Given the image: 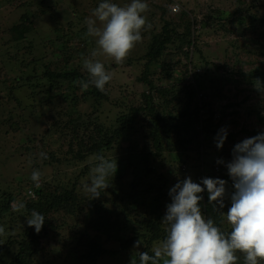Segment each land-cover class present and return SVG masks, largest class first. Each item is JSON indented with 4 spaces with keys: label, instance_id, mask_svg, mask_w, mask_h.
Returning a JSON list of instances; mask_svg holds the SVG:
<instances>
[{
    "label": "rangeland",
    "instance_id": "obj_1",
    "mask_svg": "<svg viewBox=\"0 0 264 264\" xmlns=\"http://www.w3.org/2000/svg\"><path fill=\"white\" fill-rule=\"evenodd\" d=\"M36 1L0 0V205L6 208V211H0V226L5 228V233L0 235L3 240L6 237L19 239L26 234L27 228H30L25 217L28 215L24 210L14 211L13 205L36 199L31 188L34 184L30 179L34 169L41 171V186H43L41 189L49 196V193L53 195L70 188L72 180L74 181L77 175L80 176V181H84V177L90 178L91 171L83 176L85 172L82 173L81 170L96 155L93 154L83 161H79L73 155L74 151L65 155L67 144L64 141L70 137L67 129L58 133L47 129L50 124L54 125L57 111L64 112L67 104L61 101L58 92L47 94L48 85L42 76L44 69L39 68L34 60L44 56L42 60L44 64L55 63L58 58L55 52L57 49L54 44L50 45V40L56 36L63 39L65 36L71 37L69 48L82 46V41L78 40L76 35L86 34V20L91 17L92 10L101 0H44L42 5H37ZM113 2L125 6L129 0H113ZM147 2L149 9L145 15L151 27L142 32V41L136 44L123 63L117 64L112 57L101 53L95 39L87 36L90 53L77 62L79 70L87 77L83 61L89 58L98 59L113 73V79L106 85L107 100H102L95 107L87 101L89 108H82V113L85 112L83 116L86 117L90 115L88 111H93L98 121L111 125L124 108L143 104L141 94L146 91L158 95L155 102L162 99L167 102L169 96L182 89L184 78L193 72L192 67L199 64V70L197 68L195 70L205 71V67L214 70L212 75L215 83L223 88L222 96L215 101L214 108L217 113L214 114L213 119L222 117V126H227L231 137L222 149H218L215 144L212 149L204 142L205 138L203 140L199 135L204 144L199 140L198 152H196L197 145L189 146L185 151L179 140L186 137L177 134L179 131H184L185 126L175 124L177 128L162 127L161 143L165 146V150L158 153L154 162V171L138 178L139 187H146L150 182L145 195H141V200H145L146 203L151 202L160 191L165 196L169 195V189L177 180L186 176H191L194 181H199L202 177H220L222 168L227 174V169L216 161L218 158L231 159L233 147H229L230 141L234 138L235 141L240 142L246 137L254 136L253 130L264 131V117L259 119V115L264 116V80L255 83L233 81L241 78L239 72L248 73L253 70L257 73L264 72V0H147ZM175 5H178L177 10L173 9ZM240 5L247 10L230 16ZM41 9H45L43 13ZM26 11L30 15L34 13L33 32L26 41L18 43L21 53H24L20 55L11 47L15 42L11 27ZM249 15L255 19L252 27ZM77 18L79 20L76 23ZM70 19L75 25L68 26L67 21ZM164 20L169 21L170 29L174 27L178 32L186 33L185 27L189 25L188 33L192 41L189 45L179 47L180 40L173 29L170 34L172 42L163 46L157 58L148 64L145 54L152 45V36L162 31ZM207 21L210 24H207ZM29 42H31L30 46ZM93 51L98 53L95 57H92ZM187 64L190 73L186 77L185 73L183 74L186 68L182 66ZM150 83L152 85H149ZM74 84L79 86L78 81ZM153 86L154 88L150 89ZM80 92L81 90L77 91L79 94ZM182 95L174 96L170 105L167 102L170 113L177 115L179 110H182L180 108L184 104ZM50 97L49 104L47 101L43 102ZM80 104L82 106V103ZM208 111L207 108L199 111L198 124L195 125L198 132L206 124ZM65 117L63 114L62 118ZM154 117L152 120L139 115L128 135L115 139L110 148L104 151L106 157L117 159V174H122L121 170L125 165L130 164L131 159L138 162L140 154L157 152L153 147L152 131L161 122V118L155 114ZM17 120H21L20 130H16ZM35 124L37 127L41 126L39 133H35ZM91 130L92 128L81 130V135H84L86 140L88 136L93 139L96 131ZM164 134L170 137L164 138ZM73 146H76L75 141ZM41 152H46L48 158H40ZM206 159L212 165L211 168L202 165ZM117 174L113 178L109 177L111 184L107 191L103 190L102 197L108 200V209H111V213L104 214L102 219L113 220L118 217L120 222L118 225L128 233L134 223L133 220H137L136 217L139 220L144 217L154 219L155 216L150 215V209L145 204L137 205L135 202L127 204L130 198L127 200L125 194L132 190L131 183L134 181L132 169L129 168L124 178H117ZM160 176L166 177L168 182L165 184L158 182ZM227 178L231 185L228 175ZM48 182L49 185L45 186ZM83 183L77 185L75 192L79 198L75 201V212L67 211L68 204H66L47 214V217L54 219L55 230L50 232V239L42 240L43 244L46 242L47 247L46 262L73 264L75 252L71 249L77 239H82L85 231L91 237H99L102 246L108 250L99 259L98 264H118L120 259L123 260V253H114L118 248V241L104 234L101 229L96 230L90 225L93 220L101 222L102 219L98 215H94L93 218L89 216L88 207L93 204L90 201L89 206L87 205L89 194L84 191ZM117 184L122 185L124 189L120 190ZM125 185L128 186L126 189ZM161 185L163 187H160ZM110 188L113 194H108ZM12 192L15 193V201L11 204V210L4 197H8ZM68 201L72 202L70 198ZM162 210L165 214L166 207ZM217 211L221 213L223 219L222 224L218 226L225 231L230 230V224L226 220L227 209ZM114 222L116 223L117 220ZM93 223L96 224V221ZM167 227L165 223L164 228ZM50 229L52 228H48ZM158 243L159 241L155 242V245ZM237 256L239 257L237 264H244L243 253L238 252Z\"/></svg>",
    "mask_w": 264,
    "mask_h": 264
},
{
    "label": "trees",
    "instance_id": "obj_2",
    "mask_svg": "<svg viewBox=\"0 0 264 264\" xmlns=\"http://www.w3.org/2000/svg\"><path fill=\"white\" fill-rule=\"evenodd\" d=\"M43 2L44 0L36 1L37 5H42ZM44 10L45 9H41V13H43ZM246 10L247 8H244L242 5H240L230 14V16H235L236 14L240 12H245ZM24 13L21 16L20 20L17 21V23L12 25L11 27V31L15 35V38H12L13 41H15L14 46L13 44H11V47H13L15 49V52L20 55H23L24 53H21V47L18 43L26 41L30 34H32L33 32L32 25L34 13L32 12L31 15L28 13V11ZM249 17L251 19L250 23L252 27L255 19L252 18L250 15ZM78 20L79 18H77L76 23L78 22ZM67 23L68 26L75 25L72 19L67 21ZM163 23L164 24L162 27V31L160 33H155V35L152 36V45L150 46L147 54H145L148 59V64L150 62H153L154 59L157 58L158 54L160 53V49L163 46L172 42L170 34L176 28L171 27L174 30L170 29V23L168 20H164ZM207 24L210 23L207 21ZM68 26L66 25V27ZM185 28L186 33L178 32V30H175L177 33L176 36H178V39L180 40L179 47H182L183 45H189L192 41L191 38H189L188 33L190 30L189 25H186ZM55 32H57V30H55ZM76 37L78 40L82 41L83 47L77 45L72 48H69L71 41V37L69 36H65L64 39L63 37L56 36L54 39L50 40V45L52 46L54 44L57 49L55 52L58 58L55 60L54 64H44L42 62L44 56L38 57L34 60L39 68L41 67L42 69H44L42 72V76L44 77L48 85L46 89L47 94L52 93L53 91H55L56 93L58 92L59 97L62 98L61 101H64L67 104L64 112L62 110L57 111V117H55V120L53 121L55 122L54 125L50 124L49 126H47V129H51L53 133H58L59 131H65L67 129V133H69L68 135L70 137L68 140L64 141L65 144H67V150L64 152L65 155L74 151L73 155L79 161H83L87 157L92 156L93 154L104 155V151L110 148L115 139L117 140L118 138H121L124 135H128V132L132 129V126L139 115H142L144 116V118H149L152 120H154L155 118L154 114L159 115L161 118V122L152 131L153 147L156 148L157 152H144L140 154V157H138V162H135L131 159L130 164H128L127 166L125 165V168L121 170V175L116 173L117 178H124L125 174L129 171V168L132 169L134 181L131 183L132 190L130 189V192L125 194L127 200L130 198L127 204H130L131 202H135L137 203V205L145 204L150 209V215H154L155 218L150 219L144 217L143 219L138 220V217H136L137 220H133L134 223H132L133 225L130 227V231L126 233L125 229L122 226L118 225L120 224V222H118V217L117 219L113 220L102 219V216L104 214L111 213V209H108V200L102 197V194L99 198L91 199V195L88 193L89 201L87 202V205L89 206L90 201L93 204L92 206L88 207L89 216L93 218L94 215H98L102 219L101 222H99L100 220H93V222L96 221V224L92 222L90 225L93 226V228L96 230L101 229L104 234H108L109 237H114L118 241V248L114 250V253H123V260L118 259V264H139V253L142 251H146L149 252V254H152V249L153 246H155V242H161L166 236L167 228H164L165 223L162 222V218L164 216L162 209L166 207L170 200V197L169 195L165 196L162 191H160L151 202L146 203L145 200H141V195H145V192L148 190L150 182L146 187H139L140 182L138 180L139 177H145V175H148V173L154 171V162L156 157L159 155L158 153L163 152L165 150V146L161 143V136L163 135V132H161L162 127H164V129H166L167 126H170L167 127L169 129H171V127L177 128L175 124L179 126H185L184 131H179L177 133L182 134L184 137H186L179 140V143H181V147L185 151H187V147L197 145L196 152H198V145H200L199 143L201 141L203 143L204 138V142L207 144V146L213 149V144H215L214 137L218 130L222 127V117H219L217 120L213 119L214 114L217 113L214 107L215 101L220 98L223 94V88L222 86L216 85L214 75H212V72H214V70L211 71V69L205 67V71L198 72V68L200 67V65L197 64L194 66V68L192 67L193 72L187 77V75L190 73V71L188 70V64L187 66L183 65L182 67L186 68L183 74L185 73L187 77L184 78V85L182 86V89L179 92L174 93L173 95L169 96V98H167V102L170 105L173 101L174 96L183 94L181 96V99L183 100L184 104L180 106L182 110H179L177 115L172 114L168 111V103L164 99L160 100L159 102H155V98H157L158 95H154L146 91V93L143 92L141 94L143 98V104H140L138 106H131L130 108H124L122 112L117 115L113 124L106 125L103 121H98V118L94 117L93 111H88L90 115L86 117L83 116V113L85 112L82 113V108H89V105L86 103L87 101L90 103L91 106L95 107V105L100 104L102 100H107V95L105 94V91L101 92L97 90L94 86H90L87 90H82L80 83L79 86L74 84L75 81H86L89 78V74L87 72V77L81 73L77 63L80 59L84 58L87 53H90V45L88 43V38L86 34H78L76 35ZM30 45L31 42H29V46ZM20 61H22V59ZM195 68H197L198 70L196 71ZM146 69L148 70V67ZM143 74L145 75L144 72ZM238 75L241 78L239 80H233L236 83H255L264 80V72L257 73L255 72V70L250 71L248 73L239 72ZM262 77L263 79H261ZM143 79H145L144 76ZM149 85L152 84L150 83ZM153 88L154 86L150 89ZM79 90H81L80 94L77 93V91ZM199 100L201 101V103H199ZM45 101H47V104H49V101H51V97L49 99L43 100V102ZM80 103H82V106ZM203 108H207L209 110V114L208 117L205 119L206 124H204L202 126V130L198 132L195 128V125L198 124L199 111ZM63 114L66 116L65 118H62ZM263 117L264 116L259 115V119H262ZM15 125L17 126L16 130H20L21 120H17L15 122ZM14 127L15 126L13 125V128ZM34 127L35 133H39L41 126L37 127V124H35ZM89 128H92L91 131H96V136L93 139L92 137L88 136V139L86 140L84 135H81V130L84 131L88 130ZM260 131L261 130H253V133L254 135H256ZM199 135L200 137L202 136L203 140H200ZM169 137L170 135L164 134V138ZM230 137L231 134L228 133L227 140L225 141V143L230 140ZM73 141H75L76 143L75 147L73 146ZM236 143L237 141H235L233 138L229 143V147H233ZM178 162H180V160H178ZM202 165L206 168L212 167L209 160L207 159L204 160ZM92 167L93 165L88 162L87 166H85L81 170L82 173L85 172L83 176H86L91 171ZM223 167L225 166L223 165ZM222 169L224 170V168ZM223 170L221 171L222 175L220 176V178L228 180V174H226ZM91 174L92 173H90V176ZM196 174L199 175L200 173ZM79 177L80 176L78 175L75 176L74 181L72 180L70 188H68L67 190L65 189L63 192L53 195L49 193L50 197L42 192L41 188H43V186H41L40 188H35L34 185L31 186L36 195V199L25 203L26 208L24 209V213L26 215H30L33 210H36L46 217L45 223L39 233L34 230V227H30L27 228L26 234L20 236L19 239L18 237H6L5 240H3V237H1L0 264L51 263L50 261L46 262L47 258H45V256L47 253V247L46 242L43 244L42 240L45 239L47 241V239H50V232L52 230H55L53 229L55 226V221L54 219L47 217V214L52 210L59 209L61 207L60 205L65 206L66 204H68V207H66L67 211L75 212V201H78L79 199L75 195L77 185L83 182L84 185L86 182L89 181V178L87 177H84V181H80ZM158 182H163L165 184V182H168V179L166 177L160 176ZM46 185H49V182L45 184V186ZM117 186L120 187V190L122 188L124 189V187L122 185L120 186V184H117ZM127 187L128 186L125 185V189ZM160 187L163 186L161 185ZM109 193L113 194L112 188L108 190V194ZM14 194L15 193L12 192V194H8V197H4V200H7V203L10 205L9 208H11V210V204L15 201ZM203 195L204 201L201 202V207L204 216L206 218H212L217 225H221L223 221L221 213L218 212L212 204L208 203L207 194L204 193ZM120 197H122V195ZM69 198L72 202L68 201ZM138 200H140V202ZM85 207L87 208V206ZM1 210L6 211V208L0 205V211ZM123 216L126 217L127 215ZM115 220H117V224L114 222ZM162 224L164 226H162ZM50 227L52 229L48 230V228ZM130 249H132V251ZM71 250L75 252V262L73 264H98L99 259L103 257L108 251L102 246V243L99 241V237H91L85 231L83 232L82 239H77ZM109 253H111V251ZM40 261H42L43 263ZM261 264H264V261H262Z\"/></svg>",
    "mask_w": 264,
    "mask_h": 264
},
{
    "label": "clouds",
    "instance_id": "obj_3",
    "mask_svg": "<svg viewBox=\"0 0 264 264\" xmlns=\"http://www.w3.org/2000/svg\"><path fill=\"white\" fill-rule=\"evenodd\" d=\"M147 0H129L121 6L113 0H101L86 20V34L95 39L101 53L123 63L131 50L142 41V32L151 25L145 15ZM98 53L93 51L92 57ZM83 67L89 78L79 83L82 90L94 86L104 92L112 81L113 73L98 59H85ZM228 136L227 126H222L214 137L222 149ZM47 159L46 152L39 154ZM227 169L231 185L220 177H202L194 181L191 176L178 179L169 189L170 202L162 222L168 225L165 238L155 245L152 254L139 253V264H237V253H243L244 264H261L264 261V131L237 142L231 150V159H217ZM93 165L89 181L83 185L91 199L99 198L111 183L118 163L103 154L89 161ZM42 173L34 169L30 179L36 188L41 187ZM207 192L208 203L217 210L227 209L226 220L230 230L225 231L212 218H206L201 202ZM24 202L13 205L22 212ZM27 224L39 233L46 217L33 210L25 216ZM5 228L0 226V235Z\"/></svg>",
    "mask_w": 264,
    "mask_h": 264
},
{
    "label": "built area",
    "instance_id": "obj_4",
    "mask_svg": "<svg viewBox=\"0 0 264 264\" xmlns=\"http://www.w3.org/2000/svg\"><path fill=\"white\" fill-rule=\"evenodd\" d=\"M173 9L177 10V9H178V5H175V6L173 7Z\"/></svg>",
    "mask_w": 264,
    "mask_h": 264
}]
</instances>
